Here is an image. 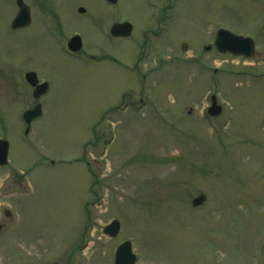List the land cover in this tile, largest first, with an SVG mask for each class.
Listing matches in <instances>:
<instances>
[{
  "label": "rangeland",
  "instance_id": "rangeland-1",
  "mask_svg": "<svg viewBox=\"0 0 264 264\" xmlns=\"http://www.w3.org/2000/svg\"><path fill=\"white\" fill-rule=\"evenodd\" d=\"M15 1L0 0V138L10 146L0 264H112L124 241L136 264H264V0H78L88 15L79 4L62 12L55 42L38 22L10 31ZM162 18L142 81L131 48ZM115 19L132 23L131 37L98 51ZM218 29L254 39L255 55L205 51ZM79 31L87 59L61 51ZM21 61L50 80L28 135L19 116L34 104L30 89L19 99L6 87Z\"/></svg>",
  "mask_w": 264,
  "mask_h": 264
},
{
  "label": "flooded vegetation",
  "instance_id": "flooded-vegetation-1",
  "mask_svg": "<svg viewBox=\"0 0 264 264\" xmlns=\"http://www.w3.org/2000/svg\"><path fill=\"white\" fill-rule=\"evenodd\" d=\"M17 1H21L23 3V6L28 8L29 11V23L26 26H23L17 30H12L11 29V23L9 25L10 31L11 32H16V31H22L24 29H27L28 27H30L34 22H38L40 24V28L41 31L45 32L46 35L51 38L52 41H54V39H57L59 36H62L64 33V21L66 20L68 23V18L65 17L66 15H64L62 12L64 13H68V11H71V7L72 5H77L76 7V12L78 13V16L80 17H86L89 13L88 9H87V15L85 16L84 14H86V9L85 6L83 5V3L81 1L75 0L72 1L71 0H16L15 1V5H16V13L19 10V7L17 6ZM118 1L114 4H110L108 2H106L105 0H103L104 4L107 6H116L118 4ZM102 2V3H103ZM57 7L62 8L61 12L58 13V10L56 9ZM37 9V11H34V9ZM80 9H83L82 11H80ZM75 16V15H74ZM69 17V16H68ZM71 17V16H70ZM166 18H162V21L158 20L157 26L154 29H151V27L147 26L144 31L142 32V41H138L136 40V43H134V47L131 48L132 51H141L140 53H134L133 56V63H132V68L134 70V72H136V74H138L139 77H141L142 81H145L147 75H144L141 73L139 64L142 63L144 61V59H146L147 57V53L146 51H153V40L155 38L160 37V34L163 32V26H160V23H164V20ZM126 22V21H124ZM116 23H123L120 19H115L113 21H111L109 23V26H105L101 32V36L104 35L106 37V42L107 45L106 47L101 48L98 51H116V47L118 46L119 43L124 42L125 40L129 39L133 33V25H132V33L129 37L127 38H121V37H113L110 34V29L112 27L113 24ZM67 26H69L67 24ZM96 26V23H95ZM66 27V25H65ZM72 28L69 26V29ZM80 32V31H79ZM81 34V35H80ZM80 34H73L71 35L68 39H66V41L64 43H60L61 45V51H63L64 54H66L67 56L71 57V58H82L84 57L83 53L81 51H83V39L84 36L82 34V32H80ZM73 36H80L81 38V48L78 50V52H71L72 50H70L68 48V42L69 40L73 37ZM83 37V38H82ZM85 41V40H84ZM55 42V41H54ZM84 50H86L84 48ZM87 51V50H86ZM104 55V53H103ZM111 56V54H110ZM92 57V56H91ZM112 60L116 61V62H121L120 59L117 57V55H115L114 53L112 54ZM110 57V58H111ZM85 58V57H84ZM93 58V57H92ZM87 59V58H85ZM108 59L107 55H105L104 59L101 62H105V60ZM8 60V59H7ZM114 62V63H116ZM31 64V63H29ZM34 65V63H32ZM163 64V63H162ZM120 66V65H117ZM35 68L29 69V70H25L26 65L25 62L21 61L20 66H18V72H17V77H12V79H9V74L8 72L6 77H7V84L6 87H8L9 89H16L18 88L19 90V99L25 98V89L28 87L30 90V95L32 96V99L34 101V104H32L29 108H24L23 111L20 112V120L22 121V128H23V134L25 135V131L28 130L27 135L29 134V132L31 131V129L33 128V126L35 125V122L41 117H37L35 119H33L31 121V123L29 125H27L25 123V121L22 119V114L26 111H31L36 109L38 106H40L41 108V115H42V105L39 102V100L41 99H35L33 97V93H34V88L30 86L29 82L26 80V75L28 73H33L35 76V80H36V84L37 85H41V84H45L47 86V88L50 87V80L48 79V77H41L39 74V69L37 68L36 65H34ZM121 67V66H120ZM159 64L155 63V69H158ZM153 69L152 71H150V73L154 72ZM15 76V75H14ZM24 92V93H23ZM1 117V116H0ZM3 118V117H2ZM4 119V118H3ZM19 120V121H20ZM4 122V121H3ZM3 139V138H0ZM5 140V139H4ZM5 214V213H4ZM0 230H2V226L0 225Z\"/></svg>",
  "mask_w": 264,
  "mask_h": 264
},
{
  "label": "water",
  "instance_id": "water-1",
  "mask_svg": "<svg viewBox=\"0 0 264 264\" xmlns=\"http://www.w3.org/2000/svg\"><path fill=\"white\" fill-rule=\"evenodd\" d=\"M107 2L114 4L117 0H106ZM19 10L11 23V28L17 30L29 23V11L28 8L23 6L21 1H17ZM83 9H80L82 11ZM132 31L130 23L125 22L121 24H114L111 27V35L114 37H128ZM68 47L73 52H77L81 48V39L79 36L72 37L68 42ZM214 50L219 54H230L232 56H241L244 58H251L255 54V41L250 37H244L236 35L228 30L219 29L216 31L213 45ZM211 46H206L205 50L209 51ZM26 80L31 86L35 87L34 97L39 98L47 91L45 84L37 85L33 73L26 75ZM210 107L207 109V113L211 117L218 116L222 108L217 104L215 96H211ZM41 115V108L38 106L36 109L27 111L23 114V119L26 124H30L31 121ZM9 153V143L4 140H0V167L7 164V158ZM204 196L200 195L193 199L192 205L199 206L203 202ZM5 215H10L9 211H5ZM120 231V224L117 220H113L107 226H105L103 232L110 238L115 237ZM113 264H136V256L132 251V245L129 241L121 243L114 252Z\"/></svg>",
  "mask_w": 264,
  "mask_h": 264
}]
</instances>
